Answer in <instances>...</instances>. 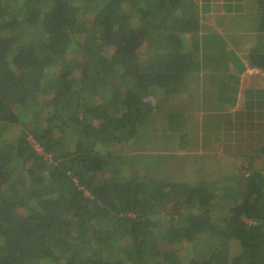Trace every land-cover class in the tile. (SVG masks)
<instances>
[{"label":"trees","instance_id":"1","mask_svg":"<svg viewBox=\"0 0 264 264\" xmlns=\"http://www.w3.org/2000/svg\"><path fill=\"white\" fill-rule=\"evenodd\" d=\"M221 1L0 0V264H264V0Z\"/></svg>","mask_w":264,"mask_h":264},{"label":"rangeland","instance_id":"2","mask_svg":"<svg viewBox=\"0 0 264 264\" xmlns=\"http://www.w3.org/2000/svg\"><path fill=\"white\" fill-rule=\"evenodd\" d=\"M228 2H231V3H236V4H234L235 5V7L234 6H232V8H231V12H234V13H238V12H243L244 11V5H242V3L241 2H239L238 0H229V1H221V5H225L226 6V4L228 3ZM224 7V6H223ZM221 11H226L225 10V8H222L221 9ZM256 71V70H255ZM255 71H253V73L252 74H254L255 73ZM207 72V71H206ZM257 73H259V71L257 70ZM256 73V74H257ZM204 74H205V72L204 73H200V74H197V75H195V76H197L195 79L196 80H194V78H193V80H192V78H191V80H190V82H189V86H188V88L186 89V91L188 92V94H186V95H184L185 97H184V99L183 100H181V102H183V103H185L186 101H189V103L191 102V101H194L191 105H189L190 106V108H193V113H194V119L196 120H203V118H204V120H206V119H209V117H211V113L212 114H215L216 112H212V111H214V110H217V109H212V108H209L208 106H210V104H211V99L209 100V101H207V100H204V99H201V98H203L201 95H198V97H196V99H195V93H196V91H197V93L198 92H203V91H206V89L207 90H210V86H211V84L209 83V81L208 80H205L204 79ZM194 76V77H195ZM249 77V76H248ZM252 79V78H251ZM252 81H254L253 79H252ZM250 82V81H249ZM218 89V88H217ZM190 95H192V97H189ZM199 96H201V97H199ZM194 97V98H193ZM193 98V100H191ZM170 101H169V103H168V105H167V110L166 111H169L170 113H171V111H175V113H176V109H177V107L179 106V104L177 105V103L179 102V101H177V102H171V99H169ZM216 100H218V99H215V101ZM175 107V108H174ZM178 112H182L181 110H179ZM157 122V124L159 125V127L160 128H162V123H160V122H158V121H156ZM16 128L17 127H14V129H12L11 130V136L16 132ZM133 145V144H132ZM133 147L134 146H131V145H126V146H124V148H122V146H120V147H116V149H115V151H114V153L115 154H117V155H126V156H132V155H136V154H142L143 156H145V154H149V155H152L153 157H156V158H158L159 156H165L166 155V152L165 151H163V150H158V149H150L151 147H149L148 149L147 148H142V146H141V144L140 145H135V147L136 148H138V149H133ZM161 147V146H160ZM37 148V150H40L41 151V148H39V147H36ZM150 149V150H149ZM177 153H179L180 155H186V153H184V152H178L177 151ZM165 154V155H164ZM130 157L127 159L128 161V163H127V171H126V173H127V175L129 176V177H135V172H139V175H140V177L142 178V179H144L145 178V175L148 173L153 179H156V180H158V178H161V179H165V180H168L169 181V179L171 178V177H169V175H170V170H171V168H172V164H171V162H165V164L163 165V166H151L150 167V170H149V168L148 169H146V167L144 166V165H141V164H137L136 162H134V163H132V164H129V162H130ZM227 161L228 162H231L232 160H230V159H227ZM217 166V165H216ZM174 167H175V170H176V166L174 165ZM135 171V172H134ZM178 173H179V171H178ZM184 173V171H182V173H180V174H183ZM180 174H176L175 176L174 175H172L173 176V180H175V181H177V179L178 178H180V177H177V176H180ZM184 178V177H183ZM151 179V178H150ZM169 210L168 211H170V210H173L174 208H175V206L174 205H171V206H169ZM240 255V250H239V248L236 246V245H233L232 246V250H231V257H234V256H239Z\"/></svg>","mask_w":264,"mask_h":264},{"label":"crops","instance_id":"3","mask_svg":"<svg viewBox=\"0 0 264 264\" xmlns=\"http://www.w3.org/2000/svg\"><path fill=\"white\" fill-rule=\"evenodd\" d=\"M238 1L241 2L242 5L245 4V0H238ZM232 4L234 5L236 3H232ZM241 13H243V12H238L236 14H241ZM228 49H233L232 48V45H230V47ZM238 56H240V55L238 54ZM241 62L244 64V67H243V69L240 70L239 79H240V84L242 83V85H243L244 83H250V82H252L251 76L256 75L257 71H255V69L251 68V66L248 64V62H245V61H241ZM253 71H255L254 74H252ZM217 88L219 90L220 86H217ZM241 90H242V88H241ZM241 90L239 89L240 92L237 93V101H236V104H237L238 100L241 97V93H242ZM261 92H263V91H261ZM234 111H236V108L235 109L234 108L231 109V112H234Z\"/></svg>","mask_w":264,"mask_h":264},{"label":"built area","instance_id":"4","mask_svg":"<svg viewBox=\"0 0 264 264\" xmlns=\"http://www.w3.org/2000/svg\"><path fill=\"white\" fill-rule=\"evenodd\" d=\"M38 151H40V150H38Z\"/></svg>","mask_w":264,"mask_h":264}]
</instances>
